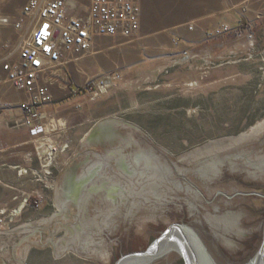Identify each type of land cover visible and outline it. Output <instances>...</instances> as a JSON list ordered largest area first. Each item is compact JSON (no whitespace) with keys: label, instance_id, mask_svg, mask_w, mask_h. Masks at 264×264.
<instances>
[{"label":"rangeland","instance_id":"374dc122","mask_svg":"<svg viewBox=\"0 0 264 264\" xmlns=\"http://www.w3.org/2000/svg\"><path fill=\"white\" fill-rule=\"evenodd\" d=\"M25 2L0 0V17L15 22ZM139 2L136 35L97 38L89 51L69 55L44 79L52 101L43 110L46 130L39 140L49 138L57 149L52 173L37 181L30 171H44L34 158L39 155L32 138L24 146L26 164L17 171L25 170L23 175L44 191H26L20 211L19 206L0 209V264H109L107 241H116L133 197L117 185L112 201L96 168H89L96 175L86 182L78 170L68 188L60 189L64 180L58 178L60 161L77 155L79 140L84 142L80 155L85 149L82 169L99 164V158L116 161L113 149L119 143H91L95 130L108 123L137 129L146 138L143 146L162 164L182 171L235 161V155L264 141V0ZM74 5L83 14L88 0H74ZM222 25L228 31L214 36ZM19 37L12 25H0V49L15 47ZM114 75L118 78L98 96L82 93ZM7 85L16 107L10 106L12 116L0 125L20 134L28 131L21 125L27 97ZM71 94L70 101L56 104ZM87 149L95 152L88 155ZM34 160L37 167H28ZM56 176L57 189L52 188ZM32 207L45 211L26 210ZM147 264L186 263L171 250Z\"/></svg>","mask_w":264,"mask_h":264},{"label":"water","instance_id":"95a60500","mask_svg":"<svg viewBox=\"0 0 264 264\" xmlns=\"http://www.w3.org/2000/svg\"><path fill=\"white\" fill-rule=\"evenodd\" d=\"M145 139L108 123L91 143H119L116 161L99 158L81 169V180L96 168L107 188L119 185L133 197L116 241H107L109 264H147L171 250L186 264H264V141L235 161L182 171L162 164Z\"/></svg>","mask_w":264,"mask_h":264},{"label":"built area","instance_id":"2783aa9c","mask_svg":"<svg viewBox=\"0 0 264 264\" xmlns=\"http://www.w3.org/2000/svg\"><path fill=\"white\" fill-rule=\"evenodd\" d=\"M140 13L139 0H88L83 14L75 12L74 0H26L20 18L15 22L7 16L0 17V25H12L20 31L15 47L0 49V84L11 83L27 97L22 104L21 125L28 129L34 139L39 155L34 158L42 163L39 169H44L43 172L29 169L37 181L41 176L47 178L51 175V165L57 151L50 145L49 138L43 142L39 140L46 130L43 107L52 101V94L44 79L54 67L68 62L69 55L89 51L97 38H129L136 35ZM226 31L228 27L222 25L216 30V35L212 31L211 34L217 36ZM117 78L114 75L106 81L92 82L82 93L96 97ZM23 172L26 171H18L19 175H23ZM3 213V210L0 211V223Z\"/></svg>","mask_w":264,"mask_h":264},{"label":"crops","instance_id":"0c3cea01","mask_svg":"<svg viewBox=\"0 0 264 264\" xmlns=\"http://www.w3.org/2000/svg\"><path fill=\"white\" fill-rule=\"evenodd\" d=\"M262 14L264 16V12ZM72 67L74 68V66H71L70 68ZM7 87H8L7 83L0 84V122L1 123L8 121V118L12 116V112H13L12 105L15 104L14 99L9 95L10 93L7 92L8 91ZM69 88L74 91L77 88V86L72 83ZM46 109L47 106H44L43 110ZM21 112L19 111V109L16 110V114H18L19 116L21 115ZM8 128L9 127L5 125V123L0 125V209L1 208L13 209L18 207L21 204L22 197L25 195L26 191L32 190L34 192V191H39L40 189L39 186H37V183L31 179V176L19 175L17 171L19 168H21L26 164V159L24 157V146L26 143H30V142L32 143V137L29 135L26 129H22L20 131V134H18L19 130L15 132L9 129L10 131H7ZM24 136L27 137V140L24 139ZM79 143H80V149H79L80 151L81 148L83 147L84 142L79 140ZM79 151L76 155L77 157L72 155L69 159L65 158L60 161L61 163L60 168L62 171L61 172L59 171L60 174L58 178L64 180L62 186L59 187L60 189H63V187L64 188L70 187L72 183L75 181L76 177L78 176L77 175L78 170L80 171V169H82L83 163L79 161L81 160L80 157L84 154L85 149L81 152V155ZM27 164L28 167L30 166L32 168L37 167V163L35 160L30 163L27 162ZM58 178L56 176L54 181H52V185H53L52 188L54 187L55 189H57ZM44 207L42 209H36L32 207L31 209H26V210H28V212L30 210L32 213L33 212L37 213L39 211L40 212L45 211Z\"/></svg>","mask_w":264,"mask_h":264},{"label":"flooded vegetation","instance_id":"af4514ba","mask_svg":"<svg viewBox=\"0 0 264 264\" xmlns=\"http://www.w3.org/2000/svg\"><path fill=\"white\" fill-rule=\"evenodd\" d=\"M99 143V145L101 146L102 145V143L101 142H98ZM100 146H98L99 148H101ZM99 150V149H98ZM91 152H95V149H87L86 150V153L89 155ZM111 154V153H110ZM111 157H113L112 155H110ZM139 158L141 159L142 158V156H139ZM121 165H122V167L124 168V170H126L127 171V169H126V165L125 164H123V163H121ZM147 167H145V169H146ZM89 172V171H88ZM95 175H96V172L95 171H93V172H89L86 176H88V179H90V178H94L95 177ZM133 175H136L135 177L136 178H138V179H140V178H145V179H147V180H151L152 179V177H151V173L150 172H142V174L140 173V172H134V174ZM131 178V177H130ZM133 185V183L131 182L130 183V185ZM130 189V193L132 192L131 190H133L134 189V187H130L129 188ZM125 189H121V191H122V194H123V192H125L124 191ZM108 191V193H110L109 194V198H111L112 199V201H115V199L116 198H113V197H115V188L114 187H110L109 188V190H107ZM117 191V190H116ZM133 192H134V190H133ZM111 195V196H110ZM154 243V242H153Z\"/></svg>","mask_w":264,"mask_h":264},{"label":"trees","instance_id":"16d2710c","mask_svg":"<svg viewBox=\"0 0 264 264\" xmlns=\"http://www.w3.org/2000/svg\"><path fill=\"white\" fill-rule=\"evenodd\" d=\"M81 91H83V89H81ZM73 97H74L73 94H71L70 96H68V97L65 98L64 100H59V101H57L56 104L60 105V104H62V103H64V102H66V101H70ZM31 205L33 206V203H32V202H31Z\"/></svg>","mask_w":264,"mask_h":264},{"label":"bare ground","instance_id":"6f19581e","mask_svg":"<svg viewBox=\"0 0 264 264\" xmlns=\"http://www.w3.org/2000/svg\"><path fill=\"white\" fill-rule=\"evenodd\" d=\"M114 187V186H113ZM111 196V195H110Z\"/></svg>","mask_w":264,"mask_h":264}]
</instances>
